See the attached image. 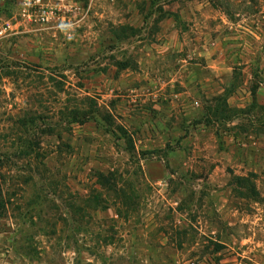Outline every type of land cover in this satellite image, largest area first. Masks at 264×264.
<instances>
[{"label": "rangeland", "instance_id": "374dc122", "mask_svg": "<svg viewBox=\"0 0 264 264\" xmlns=\"http://www.w3.org/2000/svg\"><path fill=\"white\" fill-rule=\"evenodd\" d=\"M47 1L0 4V264H264V0Z\"/></svg>", "mask_w": 264, "mask_h": 264}, {"label": "built area", "instance_id": "2783aa9c", "mask_svg": "<svg viewBox=\"0 0 264 264\" xmlns=\"http://www.w3.org/2000/svg\"><path fill=\"white\" fill-rule=\"evenodd\" d=\"M10 2L17 6L18 13L27 22L44 23L53 16V7L47 0H0V4ZM8 24L0 26V37L5 35Z\"/></svg>", "mask_w": 264, "mask_h": 264}, {"label": "trees", "instance_id": "16d2710c", "mask_svg": "<svg viewBox=\"0 0 264 264\" xmlns=\"http://www.w3.org/2000/svg\"><path fill=\"white\" fill-rule=\"evenodd\" d=\"M10 4H12V3H10V2H5V3L3 4V6L5 7V6H8V5H10ZM229 90H230V89H225V91L222 93V98L220 99V101H221L225 106L227 105V103H226L227 97L230 95V93L233 92V90H230V91H229ZM251 97H252V101L255 102V90H254V89L251 91ZM209 112H210V109H209ZM211 114H212V116H214V119H215V120H220V118H223L222 115H219V114H217L216 112H212ZM98 175H99V176H98V177H99V180L103 182V180L105 179L106 176H104L103 173H99ZM122 192H123V191H122ZM122 192H121V193H122ZM122 196H123V197H128L127 194H126L125 192H123ZM96 204H100V201H97ZM121 205H122V204H121ZM103 207L105 208V205H104Z\"/></svg>", "mask_w": 264, "mask_h": 264}, {"label": "crops", "instance_id": "0c3cea01", "mask_svg": "<svg viewBox=\"0 0 264 264\" xmlns=\"http://www.w3.org/2000/svg\"><path fill=\"white\" fill-rule=\"evenodd\" d=\"M258 96V95H257ZM258 98V97H257ZM255 99H256V96H255ZM258 100V99H257Z\"/></svg>", "mask_w": 264, "mask_h": 264}]
</instances>
